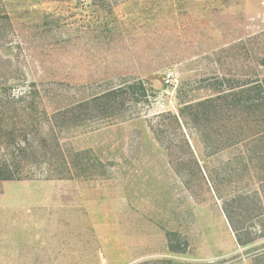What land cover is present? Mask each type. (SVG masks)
I'll return each mask as SVG.
<instances>
[{
  "label": "rangeland",
  "instance_id": "1",
  "mask_svg": "<svg viewBox=\"0 0 264 264\" xmlns=\"http://www.w3.org/2000/svg\"><path fill=\"white\" fill-rule=\"evenodd\" d=\"M263 77L264 0H0V85L153 96L70 138L99 179L0 181V264H264V116L183 110Z\"/></svg>",
  "mask_w": 264,
  "mask_h": 264
},
{
  "label": "trees",
  "instance_id": "2",
  "mask_svg": "<svg viewBox=\"0 0 264 264\" xmlns=\"http://www.w3.org/2000/svg\"><path fill=\"white\" fill-rule=\"evenodd\" d=\"M150 92L140 79L89 98L78 94L79 90L71 91L69 86L63 85L31 83L15 89L1 84L0 181L99 179L102 175L98 174L97 168L101 162L90 151H75L70 138L78 130L93 128L101 122L134 118L139 113L140 105L148 106L150 103L153 97ZM251 95L258 96L257 102ZM241 96L250 102L248 107L240 104L238 97ZM191 109L194 110L192 117L195 120H206L223 113L236 116L250 110L264 116V77L242 89L240 94L231 93L183 108L184 111ZM182 113L181 110L177 115L167 114L177 129L181 127ZM154 134L159 137L155 130ZM184 142L190 159L198 167L188 143ZM227 203L223 202L222 211L231 225ZM168 237L169 250L176 252L171 234ZM236 241L242 246L247 244L237 234Z\"/></svg>",
  "mask_w": 264,
  "mask_h": 264
},
{
  "label": "built area",
  "instance_id": "3",
  "mask_svg": "<svg viewBox=\"0 0 264 264\" xmlns=\"http://www.w3.org/2000/svg\"><path fill=\"white\" fill-rule=\"evenodd\" d=\"M173 82V74L172 73H167L164 77V85L165 86H170Z\"/></svg>",
  "mask_w": 264,
  "mask_h": 264
}]
</instances>
